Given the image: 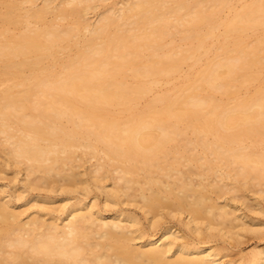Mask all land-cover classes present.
I'll return each instance as SVG.
<instances>
[{
    "label": "bare ground",
    "instance_id": "1",
    "mask_svg": "<svg viewBox=\"0 0 264 264\" xmlns=\"http://www.w3.org/2000/svg\"><path fill=\"white\" fill-rule=\"evenodd\" d=\"M38 1L0 0V264H264L211 245L264 238V0Z\"/></svg>",
    "mask_w": 264,
    "mask_h": 264
},
{
    "label": "rangeland",
    "instance_id": "2",
    "mask_svg": "<svg viewBox=\"0 0 264 264\" xmlns=\"http://www.w3.org/2000/svg\"><path fill=\"white\" fill-rule=\"evenodd\" d=\"M113 0H110L109 2H107V4L112 3ZM39 5H42V0L38 1ZM90 17H93V15H91ZM94 21V19H93ZM263 31H251L247 34V36L245 37V39L250 36V39H255L258 38L260 36H262V38L264 39V29H262ZM247 38V40H248ZM233 39L229 38L227 41H231ZM222 43H224L222 41ZM214 52H210L205 56L202 55H198V58L202 56V61L201 62H195V61H190L187 65L184 66L183 71L181 74H177L174 78H172V80H170V82L168 84L165 83H161L160 88L162 90H167V89H174V88H180L182 86H186L188 84V79L193 78L197 72H199L201 69H203L205 62L207 60H211L214 56L213 54ZM264 85V69H262V72H260V76L259 79L256 81H251L249 83H247L246 85L242 86L240 88V96L241 97H245L246 95H251L253 93H255V91ZM238 94H232L230 96H224L222 97L223 103L226 102H233L237 97ZM3 170V169H2ZM4 170L8 171V167H6ZM9 170L12 172L9 176L5 175V177H0V189L5 191V199H9L11 197L15 198L14 193L17 192H21L22 190H27L24 189L23 186V177L22 175H15L14 173H16L15 169H10ZM4 175V174H3ZM15 178H17L15 180ZM23 187V188H22ZM247 188L245 190H243L242 192L245 194V196L247 197V199L249 201L245 202L243 200H240L236 203V207L241 211L240 213H243L244 215H246L248 218L253 219L254 222L256 221H261L262 223H264V214L258 215L256 213L251 212L250 210H252V207H255L256 204L260 205L263 210H264V200L259 196L255 195V191L253 192L252 190L249 191V189L247 190ZM256 191H258V189H256ZM27 195V193H26ZM78 196V195H77ZM92 198H97L96 201L98 202V204L100 206H104V201H105V196L102 194L101 191H93L90 195ZM80 197V196H78ZM93 201V199H92ZM73 202V201H72ZM220 203H224V200L222 199V201H220ZM248 204V205H246ZM249 206H252L251 208H249ZM122 208L125 211H132L133 213H135L138 217H140L142 224L144 225V227L148 226V221H146L142 215V213L137 210L134 207H127V206H121V207H117V209ZM249 208V209H248ZM184 216L182 217V219L184 220ZM188 218H186L184 221L186 222ZM172 225H173V231L177 230V232H181L180 234H183L186 238H188L189 240H191L192 236H191V232L190 230L179 220L174 219V220H170L169 221ZM160 236V233L158 235V237ZM211 245H218L219 248L225 247L227 248V250H224L222 252V255L225 256L223 257L222 261H230L232 259H237L240 255H247L252 253L255 250H258L260 248L264 247V238L263 239H258L255 238L253 235L247 234L246 237L242 238L241 243L240 244H235L233 241L227 243L224 242L223 239H219L218 242H216V244H211Z\"/></svg>",
    "mask_w": 264,
    "mask_h": 264
}]
</instances>
